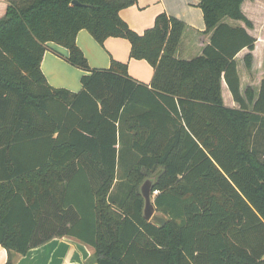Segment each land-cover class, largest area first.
<instances>
[{"label":"trees","instance_id":"16d2710c","mask_svg":"<svg viewBox=\"0 0 264 264\" xmlns=\"http://www.w3.org/2000/svg\"><path fill=\"white\" fill-rule=\"evenodd\" d=\"M9 0L0 18V244L5 264L50 240L94 247L98 264H264V79L241 92L256 37L245 0H199L212 32L203 53L180 59L186 23L167 13L140 34L121 17L138 0ZM126 38L154 69L150 84L128 64L91 68L77 44ZM89 72L83 88L53 87L41 69L48 44ZM239 108L227 107L222 82ZM263 141V140H262ZM156 175V210L140 185ZM76 215V216H75ZM74 217H78L77 220Z\"/></svg>","mask_w":264,"mask_h":264},{"label":"crops","instance_id":"0c3cea01","mask_svg":"<svg viewBox=\"0 0 264 264\" xmlns=\"http://www.w3.org/2000/svg\"><path fill=\"white\" fill-rule=\"evenodd\" d=\"M9 0H0V18L4 17ZM199 0H138L132 6L121 10V17L136 32L142 34L152 27L156 17L161 13L175 16L186 23L181 42L176 52L180 59H192L203 53L204 47L210 42L212 32H206V25ZM242 10L253 27L246 26L243 20L226 18L225 22L233 26H243L256 37L252 67L248 69L244 57L247 48L236 56L238 72L241 80V92L251 87L256 97L259 94L264 79V0H245ZM77 44L84 52L91 68H108L113 60L127 63L128 73L136 81L150 84L154 69L144 59L130 57L131 43L126 38L109 37L103 45L83 29L78 33ZM44 54L41 69L48 82L56 88H65L72 92H79L83 85L81 78L89 72L84 71L70 62L67 57L69 50L63 46L50 43ZM224 103L230 108H239L232 93L225 82H222ZM264 140V133L261 134ZM264 143V142H263ZM262 156H264V150ZM158 192L153 194V201ZM159 215L164 216L159 211ZM76 216V215H75ZM166 218V216H164ZM75 220L78 217H74ZM8 258L7 250L0 244V264H5ZM16 264H98L94 247L72 236L57 237L49 242L30 249L27 254L16 258Z\"/></svg>","mask_w":264,"mask_h":264},{"label":"water","instance_id":"95a60500","mask_svg":"<svg viewBox=\"0 0 264 264\" xmlns=\"http://www.w3.org/2000/svg\"><path fill=\"white\" fill-rule=\"evenodd\" d=\"M74 3H78L77 0ZM156 180V175L147 177L140 185V192L144 198L143 215L148 221H153L159 225H163L166 218L159 215L156 211V206L153 201V185Z\"/></svg>","mask_w":264,"mask_h":264},{"label":"rangeland","instance_id":"374dc122","mask_svg":"<svg viewBox=\"0 0 264 264\" xmlns=\"http://www.w3.org/2000/svg\"><path fill=\"white\" fill-rule=\"evenodd\" d=\"M229 19V18H228ZM263 140V138H262V135H261V133H257L256 135H255V143H256V146L258 147V149L259 150H264V140ZM263 158H264V156H262ZM160 214H161V212H160Z\"/></svg>","mask_w":264,"mask_h":264}]
</instances>
